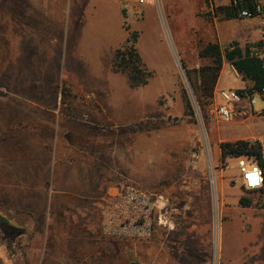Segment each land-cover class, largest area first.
I'll list each match as a JSON object with an SVG mask.
<instances>
[{
	"label": "rangeland",
	"instance_id": "obj_1",
	"mask_svg": "<svg viewBox=\"0 0 264 264\" xmlns=\"http://www.w3.org/2000/svg\"><path fill=\"white\" fill-rule=\"evenodd\" d=\"M230 2L160 0L159 10L126 13L110 0H0V25L53 28V40L21 56L11 30L0 32V264H16L19 245L36 259L48 250L51 264L92 263L100 252L109 264H264V193L246 190L238 158L219 154L236 131L264 135V115H253L264 99L228 105L221 121L217 94H194L189 79L199 89L191 70L212 65L199 51L217 42L214 25L229 37L222 49L261 52L264 11L220 22L212 7ZM131 35L146 81L134 89L111 69ZM219 75V87H251L225 61ZM119 183L167 200L172 228L148 240L103 236L102 200Z\"/></svg>",
	"mask_w": 264,
	"mask_h": 264
},
{
	"label": "built area",
	"instance_id": "obj_2",
	"mask_svg": "<svg viewBox=\"0 0 264 264\" xmlns=\"http://www.w3.org/2000/svg\"><path fill=\"white\" fill-rule=\"evenodd\" d=\"M127 9L154 7L159 10L160 0H110ZM232 5H236L233 0ZM237 17L242 19L252 18L247 10L236 11ZM262 13L260 5H256V17ZM264 63V55H258ZM232 68L235 76L236 70ZM264 95L261 92L241 95L235 89H219L217 96L221 103L215 108V113L221 121H230L231 114L228 105L233 107L245 102L248 108H252L255 101L254 95ZM264 161V144H262ZM197 160L198 154H192ZM238 173L243 187L248 191H255L264 186V167L253 162H248L246 157H239L237 162ZM175 212L171 204L162 197L149 193L132 183L120 184L112 193L105 196L101 204L100 230L103 236L114 239H150L156 228H172L170 216Z\"/></svg>",
	"mask_w": 264,
	"mask_h": 264
},
{
	"label": "trees",
	"instance_id": "obj_3",
	"mask_svg": "<svg viewBox=\"0 0 264 264\" xmlns=\"http://www.w3.org/2000/svg\"><path fill=\"white\" fill-rule=\"evenodd\" d=\"M233 0L227 6L212 7L215 17L219 20L242 19L237 17L236 11L247 10L251 17L256 16V0H236V5H232ZM134 35L127 37L125 44L116 49L111 60V69L116 73H126L128 75L129 87L134 89L146 84V81L138 82V76L142 73L139 65L141 59L130 41L134 40ZM199 57L209 58L212 65L203 67L198 70H191L192 75L198 78L199 89L196 87V80L190 77L191 86L194 94L201 90L205 97H212L216 83L219 78V72L224 61L229 63L238 74L251 83L247 91L238 90L241 95L245 92L253 94L261 92L264 89V63L263 61L248 48H241L238 43H231L228 47L221 48L217 43H209L199 51ZM264 99V95H262ZM264 115V110L260 113ZM220 159L226 157L239 158L246 157L250 162L264 167L262 144L255 140H236L227 141L219 144ZM259 192L264 193L263 188ZM239 204L245 205L247 201L244 198L239 199Z\"/></svg>",
	"mask_w": 264,
	"mask_h": 264
},
{
	"label": "crops",
	"instance_id": "obj_4",
	"mask_svg": "<svg viewBox=\"0 0 264 264\" xmlns=\"http://www.w3.org/2000/svg\"><path fill=\"white\" fill-rule=\"evenodd\" d=\"M256 1H257V5L261 6L262 12H263L264 11V0H256ZM116 5L118 7V10H122L123 12H126V13L130 12L131 10L137 9V8L127 9L125 11L120 5H118V4H116ZM257 19H256V22H259L262 25H256V27L261 26V29L263 30V32L260 33L259 38L257 39V46H258V48L262 49L261 52L258 53L257 48H256V55L258 56V55H264V18L258 19V20ZM219 21L225 22V20H219ZM226 21H228V20H226ZM214 27L216 29V41L217 42H212V43H217L221 47V45H222L221 43L224 40L227 41V39H229V37H227V38L222 37V35L220 34L221 25H214ZM52 29H53L52 25H34V26H31V25H11V28H10V25H0V32L4 33V35H5V33L9 34V31L11 30V33H12L11 36L13 39V44L15 45V47L13 49V55H15V56H21L22 55L21 53L24 51V50H22V47H24V46H28L26 50H31L33 47H36L41 42H43L42 40L46 41L47 38H49L50 40H53V36L51 33ZM4 35L1 34L0 36L2 37ZM229 42H230V40H229ZM226 43H223L224 48L229 46V45H227L228 43L227 44ZM239 46L241 47V45H239ZM219 89H235V90H237V89H239V87H235V88H233V87H219V78H218V81H217L215 89H214V95L217 94V91ZM220 103H221V101H220ZM244 104H245V102H244ZM233 111H234V109H233ZM261 112L256 113V114L254 113L253 115L257 116ZM249 133L252 134L251 132H249ZM232 135L234 136V138H233L234 141H236V140H250V141L257 140L261 144H264L261 141V138L264 139V135L255 134L256 136L255 135L251 136V135L245 134L241 130H240V132L236 131V133L232 134ZM219 154H220V150H219ZM120 184H122V183H119L118 185H115L113 187H107V191L105 193V196L112 193ZM100 213H101V208H100ZM156 229L154 232H156ZM108 247L110 248V246H108ZM33 251H34V247H32L31 245H19L17 252H16L17 253L16 264H40V263L51 264L54 261V258L51 257L52 253L48 252V250H44V251H43V249L40 250V252H39L40 256L37 259L34 256ZM109 252H110L109 250L107 252H105L106 256L108 255L107 253H109ZM97 254L98 255L96 256V258H92V261H93L92 263H84V260H85L84 259L80 262V264H109V263H106L104 261V257L102 256L101 252L97 253ZM60 264H69L68 259L66 257L60 258Z\"/></svg>",
	"mask_w": 264,
	"mask_h": 264
},
{
	"label": "water",
	"instance_id": "obj_5",
	"mask_svg": "<svg viewBox=\"0 0 264 264\" xmlns=\"http://www.w3.org/2000/svg\"><path fill=\"white\" fill-rule=\"evenodd\" d=\"M186 80H187V78H186Z\"/></svg>",
	"mask_w": 264,
	"mask_h": 264
},
{
	"label": "bare ground",
	"instance_id": "obj_6",
	"mask_svg": "<svg viewBox=\"0 0 264 264\" xmlns=\"http://www.w3.org/2000/svg\"><path fill=\"white\" fill-rule=\"evenodd\" d=\"M184 76V75H183Z\"/></svg>",
	"mask_w": 264,
	"mask_h": 264
}]
</instances>
